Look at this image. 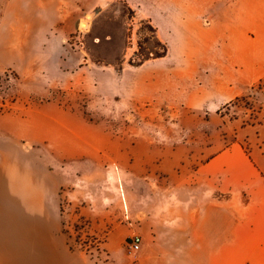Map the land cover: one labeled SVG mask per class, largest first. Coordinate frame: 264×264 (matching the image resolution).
Returning <instances> with one entry per match:
<instances>
[{
    "label": "rangeland",
    "instance_id": "1",
    "mask_svg": "<svg viewBox=\"0 0 264 264\" xmlns=\"http://www.w3.org/2000/svg\"><path fill=\"white\" fill-rule=\"evenodd\" d=\"M55 1L0 0L4 178L20 201L45 188L53 231L82 261L185 264L188 214L219 195L194 184L199 165L238 143L264 169V79L216 109L180 105L166 88L148 96L133 80L158 49L151 32L101 30L94 0H61L62 15Z\"/></svg>",
    "mask_w": 264,
    "mask_h": 264
},
{
    "label": "crops",
    "instance_id": "2",
    "mask_svg": "<svg viewBox=\"0 0 264 264\" xmlns=\"http://www.w3.org/2000/svg\"><path fill=\"white\" fill-rule=\"evenodd\" d=\"M61 2L54 3L59 15L66 11ZM90 12L103 13L101 30L134 25L151 32L146 44L158 49L145 55L133 80L148 96L166 88L180 105L216 109L264 79V0H94ZM74 22L78 30L88 23ZM256 159L233 143L194 172V184L219 195L202 214H188L193 242L181 252L185 264H264V169ZM8 177L0 166V264H93L72 255L63 234L53 231L45 188L37 189L41 194L26 189L20 201ZM150 253L160 254L154 248Z\"/></svg>",
    "mask_w": 264,
    "mask_h": 264
},
{
    "label": "built area",
    "instance_id": "3",
    "mask_svg": "<svg viewBox=\"0 0 264 264\" xmlns=\"http://www.w3.org/2000/svg\"><path fill=\"white\" fill-rule=\"evenodd\" d=\"M141 237L136 235L132 238L131 243L129 244V248L131 250V252L137 251L138 249H140L141 246Z\"/></svg>",
    "mask_w": 264,
    "mask_h": 264
},
{
    "label": "water",
    "instance_id": "4",
    "mask_svg": "<svg viewBox=\"0 0 264 264\" xmlns=\"http://www.w3.org/2000/svg\"><path fill=\"white\" fill-rule=\"evenodd\" d=\"M101 16L103 15V13L102 14H100ZM96 39V38H95ZM85 61H86V59H84Z\"/></svg>",
    "mask_w": 264,
    "mask_h": 264
}]
</instances>
